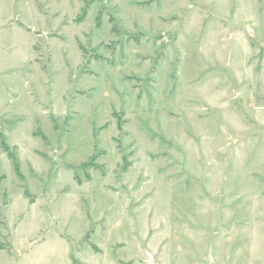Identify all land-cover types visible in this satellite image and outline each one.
I'll return each instance as SVG.
<instances>
[{
    "label": "rangeland",
    "instance_id": "obj_1",
    "mask_svg": "<svg viewBox=\"0 0 264 264\" xmlns=\"http://www.w3.org/2000/svg\"><path fill=\"white\" fill-rule=\"evenodd\" d=\"M0 264H264V0H0Z\"/></svg>",
    "mask_w": 264,
    "mask_h": 264
}]
</instances>
